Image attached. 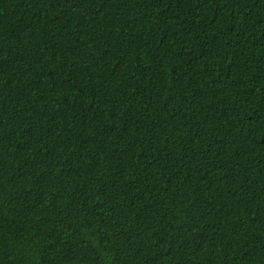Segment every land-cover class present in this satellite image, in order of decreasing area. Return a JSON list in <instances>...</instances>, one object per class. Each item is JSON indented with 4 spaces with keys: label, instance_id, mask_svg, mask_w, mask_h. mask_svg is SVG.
<instances>
[{
    "label": "trees",
    "instance_id": "1",
    "mask_svg": "<svg viewBox=\"0 0 264 264\" xmlns=\"http://www.w3.org/2000/svg\"><path fill=\"white\" fill-rule=\"evenodd\" d=\"M0 264H264V0H0Z\"/></svg>",
    "mask_w": 264,
    "mask_h": 264
}]
</instances>
